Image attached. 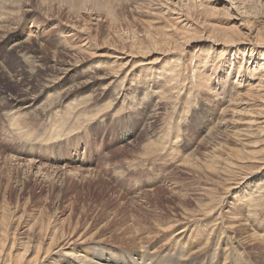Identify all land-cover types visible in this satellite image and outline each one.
I'll return each mask as SVG.
<instances>
[{
    "label": "rangeland",
    "instance_id": "obj_1",
    "mask_svg": "<svg viewBox=\"0 0 264 264\" xmlns=\"http://www.w3.org/2000/svg\"><path fill=\"white\" fill-rule=\"evenodd\" d=\"M187 1L0 0V216L20 221L18 237L24 235L28 221L32 224L40 216L37 213L66 217L72 209L74 223L81 221L78 229L95 224L91 233L100 228L90 245L77 242L79 247L103 242L125 253L126 259L128 253L139 252L133 255L139 257L159 250L167 258L165 264H223V251L228 249L242 264L248 255L264 264V245L260 249L264 234L252 235L245 221L247 194L253 192L257 208L252 218L256 228L264 231V131L237 119H257L251 112L258 106L255 99L246 96L242 102L239 97L247 84L256 86L264 77V46L248 45L260 27L253 25L256 30L250 38L246 28L251 23L244 16L254 0L236 1L243 7L245 3L241 11L235 8V0H230L233 8L228 0ZM193 3L196 10H190ZM260 9L262 13L264 3L257 7L259 15H252L262 26ZM229 12L235 16H228ZM87 22L90 29L82 26ZM233 27L239 28L231 36L237 44L223 43L224 34ZM72 29L83 31L80 38L70 36ZM139 33L143 38H138ZM9 36L28 41L23 49L10 48L11 42L4 44ZM154 37L159 45L151 44ZM180 41L186 45L174 48ZM83 44L89 46L87 52L75 48ZM237 71L244 77H238ZM146 88L149 94H144ZM16 103L26 123L23 132L9 120ZM240 104L246 111L235 115ZM155 109L152 118L149 114ZM223 116L228 125L227 133L220 134L223 142L241 148L243 143L234 134L250 128L255 133L250 140L257 143L247 150L257 152L252 160L215 179L200 168L214 146L208 132L215 130ZM26 125L31 132H25ZM17 156L33 158L41 166L47 163L48 168L53 165L52 172L35 170L26 175L17 166L14 169L19 165ZM187 160H198L200 168H190ZM58 165L90 169L93 175L61 177L52 170ZM180 193L189 195L183 198ZM103 223L105 229L100 227ZM229 228L235 230L230 242ZM181 230L184 237L176 238ZM232 258L226 264H240Z\"/></svg>",
    "mask_w": 264,
    "mask_h": 264
},
{
    "label": "bare ground",
    "instance_id": "obj_2",
    "mask_svg": "<svg viewBox=\"0 0 264 264\" xmlns=\"http://www.w3.org/2000/svg\"><path fill=\"white\" fill-rule=\"evenodd\" d=\"M183 1V0H182ZM189 2L192 1V0H188ZM187 1V3H189ZM232 1V0H231ZM230 0H228V5L229 7L233 8V3H230L231 2ZM236 1L238 0H235V8L238 9V11L242 8H246V5L245 3L242 5V3H239L238 5L236 4ZM241 1V0H240ZM245 1V0H243ZM258 2L256 3V0H254L253 4L250 2V5H249V8H247L246 10V13H245V17L247 19V22L248 23H251V26L249 28V26L246 28L248 29L247 31H249V35H250V38L252 37V34L253 32H255L256 28L253 27V25H258L260 28L256 30L255 32V35H253V40L251 43H248V45H252V44H256L258 46H264V25H260L259 21H255L253 20L254 17L252 14H255L256 15H259V10H257V7L259 6V4H262L263 5V0H257ZM186 2V1H185ZM234 2V0L232 1ZM186 3V4H187ZM202 6V5H201ZM160 7V6H159ZM184 7V6H183ZM212 7V5L210 6V8ZM248 7V6H247ZM260 8V7H259ZM177 9V7H176ZM196 10L197 7L196 5L193 3L190 5V10ZM209 9V8H208ZM214 9V8H213ZM179 10V9H178ZM224 10V9H223ZM256 10H257V13H256ZM264 10V9H263ZM262 10V13H261V9H260V13H261V17H264V11ZM180 11V10H179ZM204 11V10H203ZM217 11V10H216ZM176 12V11H175ZM208 12V11H207ZM210 12V11H209ZM212 12V11H211ZM223 12V11H222ZM228 12V11H227ZM243 12V11H242ZM95 13V12H94ZM165 14V12H163ZM166 13H168L166 11ZM189 13V12H188ZM220 13V12H219ZM162 14V13H161ZM183 14V13H182ZM187 14V13H185ZM192 14V13H191ZM203 14V13H202ZM205 14V13H204ZM203 14V15H204ZM208 14V13H207ZM213 14V13H212ZM222 14V13H221ZM225 14V12H224ZM222 14V15H224ZM232 17H234V13H228L227 15ZM240 14H244L243 13H240ZM91 15V14H90ZM90 15H88L89 17H91ZM198 15V14H196ZM210 16V14H208ZM220 15V14H219ZM241 15V16H242ZM163 16V14H162ZM187 16V15H186ZM225 16V15H224ZM84 17V16H83ZM188 17V16H187ZM204 17V16H203ZM231 17V18H232ZM248 17V18H247ZM256 17V16H255ZM186 18V17H185ZM213 18V17H212ZM239 18V17H238ZM242 18V17H241ZM244 18V17H243ZM88 20V18H85ZM159 19V18H158ZM177 19V18H175ZM203 19V18H202ZM208 19V18H207ZM207 19H203V20H207ZM264 19V18H263ZM92 20V19H91ZM96 20V19H95ZM98 20V19H97ZM96 20V21H97ZM201 21V20H200ZM244 21V19H243ZM171 22V21H170ZM203 22V21H202ZM262 24H264V20L260 21ZM90 23V21H89ZM211 23V22H210ZM241 24V21L239 22ZM244 23V22H243ZM242 23V25H243ZM247 23V25H248ZM85 25H88V22L85 23L84 26L86 28ZM173 25V24H172ZM178 27L181 28L180 25L176 24ZM184 27H185V24H183ZM214 25V24H213ZM217 25V24H216ZM234 25V24H233ZM242 25H240L242 27ZM176 26V28H177ZM201 26V25H200ZM79 28H81L80 26H77ZM173 27H175L173 25ZM189 27V25H188ZM208 27V26H207ZM206 27V28H207ZM217 27V26H216ZM219 27V26H218ZM218 27L216 29V31L218 30ZM222 27V25L220 26ZM219 27V29H220ZM72 28V27H71ZM164 28V27H163ZM179 28V29H180ZM223 28V27H222ZM221 28V30H222ZM231 28V27H230ZM234 29L231 31V29H228L227 30V33L224 34V37H225V41L223 43L225 44H230V45H234V44H237V41L235 39V37L231 38V36L234 34L237 33V29L239 30V28L237 27V29L235 27H233ZM86 29H90V27H87ZM174 29V28H172ZM171 29V30H172ZM178 28L176 30H179ZM182 29H183V26H182ZM204 29V27H203ZM75 32H73V29L68 31V32H72L70 34V36H77L80 38V34L83 32V31H80V30H76L74 29ZM150 30V29H149ZM205 30V29H204ZM152 31V30H150ZM174 31V30H173ZM31 32V31H29ZM154 32V31H153ZM168 32V31H167ZM172 32V31H171ZM213 32V31H212ZM33 33V32H32ZM34 33H35V30H34ZM152 33V32H151ZM161 33V32H160ZM170 33V32H169ZM175 35L177 32H173ZM183 33H186V31L184 30ZM240 33V32H239ZM145 34V33H144ZM150 34V33H149ZM164 34V32H163ZM166 34V33H165ZM178 34V33H177ZM189 34V33H188ZM193 34V33H192ZM238 34V33H237ZM1 35V34H0ZM30 35V34H29ZM132 35V34H131ZM180 35V34H179ZM184 35V34H183ZM205 35V34H204ZM215 35V34H214ZM219 35V34H218ZM222 35V34H221ZM13 36V35H12ZM12 36H9V38H7L5 41H4V44L5 43H10V48H17V49H23L24 46V43L27 42L25 40H21V38L19 39H13L11 38ZM142 37V35H140L139 33V37ZM166 36V35H164ZM174 36V35H173ZM185 36V35H184ZM191 36V35H189ZM88 37V36H87ZM135 37V36H134ZM161 37V35H160ZM176 37V36H175ZM178 37V36H177ZM183 37V36H182ZM188 36H186L185 38H187ZM193 37V36H192ZM204 37V36H203ZM219 37V36H218ZM221 37V36H220ZM219 37V38H220ZM223 37V38H224ZM239 37V36H238ZM143 38V37H142ZM155 38V37H154ZM169 38V37H168ZM166 37L163 38V40L165 39H168ZM173 38V37H172ZM183 37V39H185ZM194 38V37H193ZM215 38V37H214ZM34 39V38H33ZM66 39V38H65ZM64 39V40H65ZM135 39V38H133ZM159 39V38H158ZM157 38L155 39H152V41L154 43H151L155 46V44H158L157 41H158ZM179 38H177L176 40H178ZM190 39V37H189ZM200 39V38H199ZM217 39V38H216ZM242 39V38H241ZM83 40V39H81ZM86 39H84L85 41ZM132 40V39H130ZM136 40V39H135ZM182 40V39H181ZM195 40V39H194ZM203 40V39H202ZM209 40V39H208ZM213 40V38H212ZM222 40V39H221ZM83 41V42H84ZM142 43H145L143 41V39L141 40ZM162 41V40H161ZM160 41V42H161ZM184 41V40H182ZM187 41V39H186ZM185 41V42H186ZM191 41V39H190ZM207 41V40H206ZM135 42V41H134ZM148 42V41H147ZM150 42V41H149ZM148 42V43H149ZM159 42V43H160ZM179 42V41H178ZM181 42V41H180ZM88 44H91V38L89 37V41L87 42ZM164 43V42H163ZM182 43V42H181ZM189 44V42H187ZM213 44H218V43H221L220 42H217V41H214L212 42ZM241 43V42H239ZM85 44V43H84ZM77 45V47L75 48H80L79 50L83 51L85 50L87 52V50L89 49L88 47L89 46H85V45ZM150 44V45H151ZM167 44V42H166ZM171 44V43H170ZM135 45V44H133ZM148 46V44H146ZM159 45V44H158ZM178 45V46H177ZM177 45L175 46L173 44V46H175L174 48L176 47H183L186 45H183L180 44V43H177ZM183 45V46H182ZM210 45V44H209ZM164 46V45H163ZM129 47V46H128ZM142 47V46H141ZM146 47V46H145ZM157 47H160V46H157ZM167 47V46H166ZM165 47V48H166ZM170 47V46H168ZM9 48V49H10ZM134 48V46H133ZM147 48V47H146ZM145 48V49H146ZM154 48V47H153ZM164 48V49H165ZM173 48V49H174ZM181 48L179 50H181ZM27 49V48H26ZM130 49V48H129ZM132 49V47H131ZM144 49V50H145ZM171 49V48H170ZM178 49V48H177ZM252 48H250L249 50H251ZM133 50V49H132ZM139 50V49H138ZM153 50H156V49H153ZM158 50V48H157ZM162 52H163V49H161ZM166 50V49H165ZM130 51V50H129ZM140 51V50H139ZM149 51V50H148ZM151 51V50H150ZM85 52V53H86ZM132 52V51H130ZM161 52V53H162ZM77 53V52H76ZM81 53V52H80ZM157 53V52H156ZM206 53V52H205ZM132 54V53H131ZM135 54V53H134ZM147 53H145L146 55ZM252 54V53H251ZM150 55V54H148ZM76 56V55H75ZM120 58V57H119ZM245 62V59H241L239 60V63H240V68L239 70L242 69V65L243 63ZM65 63V62H64ZM67 64V62H66ZM178 64V63H177ZM249 66V65H248ZM121 70V69H120ZM173 70V69H172ZM250 71V70H249ZM177 74V73H176ZM175 75V74H174ZM237 76L238 77H244L242 76V72L241 71H237ZM262 76V75H261ZM175 78V77H174ZM208 78V77H207ZM261 78V77H260ZM243 79V78H242ZM178 80V79H176ZM166 86V85H165ZM246 87H248L245 91L244 94H242L239 98L241 99V101L243 102V97H250L251 99H255L253 101H255L254 103L257 104L258 106L257 107H254V108H251V109H254L251 110V112L253 113H256L255 115L257 116L256 118L257 119H252L250 120V122L246 119H243V118H237V119H241L240 122L241 123H244L245 126H248L250 128H252L253 126H256V128L254 130H260V132H263L264 131V77H262L259 81H258V84L256 83V86L253 85V83H249L246 85ZM146 91L147 92H144L145 93H148L149 94V89L146 88ZM159 91V90H158ZM129 93V92H127ZM131 93V92H130ZM147 94V95H148ZM152 94V93H151ZM166 94V92H165ZM164 95V94H163ZM149 96V95H148ZM234 97V96H233ZM121 99V101H123V103L125 102V100L123 99L122 96L118 97L117 96V100L118 99ZM164 98V97H163ZM168 98V97H167ZM234 99V98H233ZM163 100V99H162ZM179 100V99H178ZM231 100V99H230ZM172 101V100H171ZM240 101V102H241ZM250 101V100H249ZM161 102V101H160ZM231 102V101H229ZM154 103V102H153ZM243 104H246V103H243ZM6 106H8L6 104ZM158 104H157V101L155 102V107H157ZM255 106V105H254ZM240 107L241 108H238V110L236 111L235 115H239L240 113H243L244 111V108H242L241 104H240ZM158 108V107H157ZM10 109V108H9ZM225 111V109L223 110ZM155 112H156V109L153 112H151V115L152 118L155 116ZM11 114L12 116L9 118L10 122H11V125L15 124V123H18L20 125V128L22 129V132H23V129H24V125L26 123L23 122V113L18 109V105L17 103L14 105V107L12 108V111H11ZM51 115H52V112H51ZM50 115V116H51ZM234 115V116H235ZM9 116V115H8ZM6 117V116H5ZM232 119V118H231ZM237 119H234L233 121H236ZM217 127L215 128V130H211V128H209V135L212 136V142H213V147L211 149V151L209 152L208 155L205 156V161L203 162V165H197V161L195 162H192V163H189L188 160H187V163H189V166H193L194 167H198L200 168L199 166H201L202 168H200V170H203V171H206V172H209L211 174V176L215 177V179L217 177H221L222 175L225 176V174H230L229 171H233L235 170L236 168L239 167V165L243 162H245V160H252V158H255V156H253V154L255 152H257L256 150H251V151H248L247 150V146L249 147H254V144L257 143V141H251L250 139L254 137L255 133H253V131L250 129V128H247V129H244V132L242 133V129L239 130L237 129V132L234 134L235 137H237L240 142L243 143V146L241 148H234L232 147L228 142H223V136L220 135L222 133H224L227 129H228V125H227V119L223 116V117H219V120L217 121ZM65 123V122H64ZM237 123V122H236ZM28 124V123H27ZM10 125V126H11ZM50 125V124H49ZM232 125V124H231ZM230 125V126H231ZM29 127V130H25L26 131H30V126L29 125H26ZM25 126V127H26ZM12 127V126H11ZM39 127V125H38ZM41 127V126H40ZM39 127V128H40ZM43 127V125H42ZM45 127V125H44ZM56 127V126H55ZM230 128V127H229ZM19 129V128H18ZM28 129V128H27ZM32 129V127H31ZM47 129V127H46ZM234 129V128H233ZM236 130V129H235ZM239 130V131H238ZM49 130H47L48 132ZM52 131V130H50ZM53 131H55L53 129ZM52 131V132H53ZM223 131V132H222ZM31 132V131H30ZM29 132V133H30ZM33 132V131H32ZM65 132V131H64ZM27 133V132H26ZM36 133V132H35ZM55 133V132H54ZM215 133H218L219 137L215 136ZM227 133V131H226ZM23 134V133H22ZM31 134V133H30ZM49 134V132L47 133ZM29 135V134H28ZM245 136V137H241V136ZM259 135V132L258 134ZM34 136V135H33ZM47 136V135H46ZM231 136V135H230ZM229 135L226 134L225 137H228L230 138ZM31 137V136H30ZM39 137V136H38ZM43 137V136H42ZM49 137V136H48ZM46 137V138H48ZM224 137V138H225ZM248 137V139H246ZM29 139V138H27ZM217 139H221L222 141H217ZM30 141V139H29ZM34 142V141H33ZM44 142V141H43ZM209 142V140H208ZM211 143V142H210ZM210 145V144H209ZM210 148V147H209ZM263 149V148H262ZM200 150V149H199ZM146 154V153H145ZM191 154V153H190ZM201 154V153H200ZM207 154V153H206ZM147 155V154H146ZM196 155V154H195ZM37 156V155H36ZM144 156V155H143ZM142 156V157H143ZM55 157V156H53ZM2 158V157H1ZM199 158V157H197ZM203 158V157H202ZM16 159L19 161V165H15V167L17 166L19 169H22V172L25 173L26 172V175L27 173H32L33 171L37 170V172H41L42 170H49L51 169V165L49 168L47 167V163H46V166H41L40 164L38 165L36 161H34V159L32 158H29L31 160H25L24 157L22 156H17ZM54 159V158H53ZM12 160L13 159H10L9 162L12 163ZM56 160V159H54ZM139 160V159H138ZM141 160V159H140ZM146 160V159H144ZM148 160V159H147ZM156 160V159H155ZM195 160V159H194ZM6 163H7V159H5ZM190 161V160H189ZM200 161V160H199ZM184 162V161H183ZM17 163V164H18ZM45 163V162H44ZM148 163V162H147ZM185 163V162H184ZM49 164V163H48ZM186 164V163H185ZM45 165V164H44ZM57 165V164H56ZM69 165V164H68ZM187 165V164H186ZM185 165V166H186ZM242 165V164H241ZM9 166V165H8ZM7 166V167H8ZM13 166V165H12ZM11 166V167H12ZM49 166V165H48ZM192 166L190 168H192ZM14 168V169H17ZM75 167V166H74ZM77 168V167H76ZM76 168H67V167H64L63 166H56V167H53L52 170H54L56 172V174H58V176L61 175V177L63 175H67V174H74V175H79V176H82L84 175L85 173H88V175H93L91 172L93 170H81V169H76ZM10 169V168H9ZM13 169V168H12ZM196 169V168H195ZM8 170V169H7ZM152 170V169H151ZM189 170H192V169H189ZM238 170V169H237ZM19 171V170H18ZM53 171V172H54ZM195 171V170H193ZM9 172V171H8ZM45 172V171H44ZM49 173L52 172L51 170L48 171ZM196 172V171H195ZM47 173V172H46ZM7 174V173H6ZM9 174V173H8ZM48 174V173H47ZM55 174V173H54ZM197 174V173H196ZM31 175V174H29ZM50 175V174H49ZM227 176V175H226ZM47 178V176H45ZM52 177V176H51ZM77 177V176H76ZM56 178V177H55ZM81 178V177H80ZM225 178V177H224ZM27 179V178H26ZM62 179V178H61ZM64 179V178H63ZM88 179V178H87ZM220 179V178H219ZM55 180V179H54ZM59 180V179H58ZM47 181V180H46ZM53 181V179L51 180ZM50 181V182H51ZM54 182V181H53ZM23 183V182H22ZM219 183V182H218ZM21 187V185H19ZM23 186V185H22ZM206 187V186H205ZM204 187V188H205ZM19 188V187H18ZM18 190V189H17ZM20 191H21V188H20ZM177 192H180V191H177ZM183 192V191H182ZM19 193V191H18ZM176 193V192H175ZM174 193V194H175ZM250 193H253V192H249L247 194V199H246V204H245V207L248 208V214L244 216L247 218L245 221L247 222V224H250V227H251V231H252V235H255V234H264V231L262 230H258L256 228V224L254 223V220H253V216H255L254 212L252 210H255L257 207H255V203H252V201L254 199H251V194ZM188 194V193H187ZM57 195V194H56ZM84 195V194H83ZM180 195L183 196V198H187V196L189 195H185V194H181ZM19 197V196H17ZM22 197V196H21ZM56 197V196H54ZM181 197V196H180ZM189 198V197H188ZM17 199V198H16ZM200 199V198H198ZM7 199H5L4 201H6ZM58 199H56L57 201ZM202 200V199H201ZM18 201V200H17ZM16 201V202H17ZM11 202V201H10ZM45 202V201H44ZM198 203V202H197ZM4 204V202H3ZM209 204V203H208ZM1 205V204H0ZM8 205V204H7ZM21 205V204H20ZM197 205V204H196ZM201 205V204H200ZM204 204H202L201 206H203ZM54 206V205H53ZM187 206V205H186ZM252 206V208H251ZM8 207V206H7ZM73 207V206H72ZM205 207V206H204ZM10 208V207H9ZM8 208V209H9ZM12 208V207H11ZM59 208V207H58ZM188 208V207H187ZM197 208V207H196ZM200 208V207H199ZM7 209V208H6ZM15 209V214H16V208ZM20 209V207H19ZM198 209V208H197ZM21 210V209H20ZM189 210V209H188ZM193 210V209H192ZM8 211V210H7ZM40 211V210H39ZM42 211V210H41ZM55 211V210H54ZM52 211V212H54ZM211 211V210H210ZM9 212H11L9 210ZM13 212V210H12ZM56 212V211H55ZM72 212L73 210L71 209V211L69 212V214L66 216V217H56V214H51V217H45L43 214H40V213H37L39 214L40 216H35V219L34 221H32L33 223L32 224H29L28 222L24 225L26 226L25 228V232H24V235L22 236L21 234L19 235L18 237V234L19 233H16L17 232V228L19 225H22L20 223V221L18 222V224L16 223H13L11 220L8 221L6 219V216L7 215H2L3 212H2V216H0V264H165V256L162 255V252L159 251V250H155L151 253V255L149 256H139V257H136V256H133L139 252H133V253H128L127 254V259H126V256H125V253L123 252H118V251H114L112 250V248L110 247H107L105 245H103L104 243L102 242L101 244L100 243H97V246L96 245H91L89 247L87 246H84V247H79L77 245V242H80V243H84V242H90V240L93 238V239H96L98 236V233H99V230L100 228L98 227L95 231L89 233V231H92L93 228L96 226L95 224H93V227L92 228H89L86 227L85 229H78L79 228V225L81 224V221L80 220H76V223H74V219H73V215H72ZM189 212V211H188ZM206 212V211H205ZM237 212L238 211V208L235 209V214H238ZM0 213H1V210H0ZM57 213V212H56ZM8 214V213H7ZM19 214V213H18ZM45 214V213H44ZM90 214V213H89ZM193 214V213H192ZM32 215V214H31ZM66 215V214H65ZM187 215V214H186ZM189 215V214H188ZM187 215V216H188ZM194 215V214H193ZM14 216V214H13ZM12 216L13 220H14V217ZM16 216V215H15ZM19 216V215H17ZM184 216V215H183ZM11 217V216H10ZM9 218V217H8ZM34 218V217H33ZM17 218L15 217V220ZM107 219L109 221V217L107 216ZM172 219V218H171ZM19 220V218L17 219ZM23 220V219H22ZM33 220V219H32ZM8 221V222H6ZM24 221V220H23ZM166 221V220H165ZM172 221V220H171ZM174 221V220H173ZM23 223V222H22ZM102 223V222H101ZM107 223V222H106ZM160 228H164L163 227V224L160 223ZM172 224V223H171ZM108 225V224H107ZM22 226V227H24ZM55 226L54 229H52V227ZM172 226V225H170ZM169 226V228H171ZM102 229H105L106 228V225L103 223V225L100 226ZM158 228V227H157ZM159 228V229H160ZM116 229V228H115ZM167 229V228H165ZM107 230V229H106ZM112 230V229H111ZM230 231H232L231 233V237L229 239H227L228 242L230 241H233V237L235 235V230L232 229V228H229ZM2 231V233H1ZM47 231H51L50 234L47 232ZM109 231V230H108ZM159 231V230H158ZM164 231V230H163ZM23 232V231H22ZM89 234V236H88ZM177 236H180V237H176V238H179V239H182V237H184L185 235V230H181L179 232H177ZM261 234V235H262ZM84 236H88L87 238H85ZM264 236V235H262ZM70 237V238H69ZM76 237V239H74ZM84 237V238H83ZM96 237V238H95ZM82 238L80 241H78V239ZM197 238V237H196ZM100 239V238H99ZM231 239V240H230ZM110 240V239H108ZM176 240V239H174ZM65 243V244H63ZM76 243V246L74 247L73 244ZM91 244V242L89 243V245ZM95 244V243H93ZM67 245H71L70 247L68 246L67 248H70V249H66L65 250V254L62 255L61 252L64 250V248L67 246ZM188 245V244H187ZM264 245V242L261 243L260 245V249L263 247ZM143 249V248H142ZM141 249V250H142ZM181 250V249H180ZM196 250V249H195ZM198 250V249H197ZM147 251V249H146ZM145 251V252H146ZM151 251V250H150ZM142 252V251H141ZM223 258H224V261H223V264H226V260L227 259H230L232 258V253L231 252H228V249H225V251H223ZM166 255V254H165ZM240 256H243V253L240 252ZM171 257V255H170ZM140 259V260H138ZM233 260H236V262H239L240 263V258L239 257H233L232 258ZM245 262L243 264H261V260L258 259H253L251 257V255H248V258L244 259ZM170 262V261H169ZM235 263V262H234ZM242 264V263H240Z\"/></svg>",
    "mask_w": 264,
    "mask_h": 264
}]
</instances>
